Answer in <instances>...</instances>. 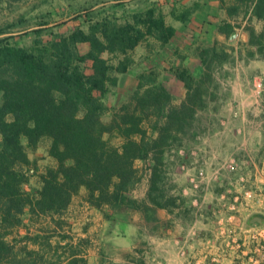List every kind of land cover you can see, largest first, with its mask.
<instances>
[{"label":"trees","instance_id":"1","mask_svg":"<svg viewBox=\"0 0 264 264\" xmlns=\"http://www.w3.org/2000/svg\"><path fill=\"white\" fill-rule=\"evenodd\" d=\"M96 2L81 8L75 17L79 25L67 32L49 27L48 13L38 15L37 29L24 16L0 27V264H45L44 253L29 249L42 235L10 237L23 227L30 231L36 219L61 217L82 192L107 222L106 235L123 230L132 211L154 215L141 203L170 209L185 201L182 189L179 197L173 195L168 175L173 166L189 162L179 148L192 136L187 129L195 120L194 107L203 104L206 83L213 80L205 70L231 56L216 44L198 48L203 79L194 75L200 67L175 69L189 90L180 106L154 70H144L135 91L111 111L110 96L132 70L133 52L150 39L165 48L178 30L160 7L118 17L116 11L97 12ZM249 2V22H264V0H239L229 9L231 17ZM193 12L186 8L180 19ZM235 30L227 20L218 27L228 37ZM250 33L252 44L264 53V30L259 34L250 28ZM82 44L89 45L86 53ZM45 141L52 161L42 168L32 154ZM169 147H176L172 162L166 157ZM146 176L148 190L141 200L134 191ZM64 251L66 264H88L77 250Z\"/></svg>","mask_w":264,"mask_h":264},{"label":"rangeland","instance_id":"2","mask_svg":"<svg viewBox=\"0 0 264 264\" xmlns=\"http://www.w3.org/2000/svg\"><path fill=\"white\" fill-rule=\"evenodd\" d=\"M92 1L99 3L94 8L97 12L103 14L116 11L118 17H128L153 6L160 7L166 16L167 23L178 30L177 37L165 48L161 46L160 42L150 39L133 52L134 66L132 70L122 77L121 88L116 91L117 94L110 96L109 108L111 111L113 107L120 106L121 102L135 91L138 85V75L144 70H154L157 80L165 82L170 91L181 99L187 87L177 79L175 69H182L186 66L192 69L199 68L197 63L198 48H208L210 45L216 44L224 51L226 50L228 55L233 56L235 55L234 49L238 48L239 50V41H241L239 40V31L244 33L248 30L250 32L251 26L258 31L262 29V24L259 21L255 19L251 24L245 16L246 8L252 7L250 2L247 7L246 5L242 6L240 15L238 12L234 14V17H231L229 9L234 5H239V0H0V27L13 23L24 16L32 20L29 26L37 29L38 15L48 13L50 14L47 17L50 21L49 27L67 32L79 25L80 21L75 20V17L79 13L82 14L81 8L88 6ZM188 7L194 12L186 21H183L180 19V14ZM228 19H231L235 25V35L237 34V36L235 38L227 36L221 40L218 38L220 33L215 25L228 21ZM20 30L16 29L15 31L19 32ZM80 49L82 53H86L89 50V45L82 44ZM253 68L264 69V62L253 64ZM205 71L215 77L223 73H238L239 62L235 58L229 61L224 60V62L216 59L212 70L207 68ZM206 84L208 89L220 90V92L224 88H221L217 80L208 81ZM1 96L0 92V100ZM105 119L109 120V114ZM193 128L187 129V133H192L195 130ZM216 130L218 135H224L223 129L217 128ZM203 134L197 133L196 135L203 137ZM183 135L184 133H181L180 136ZM119 142V140H115V143ZM48 146L49 143L45 141L32 154L39 160L38 163L42 168L52 161L47 155ZM169 148L166 157L172 162L177 153L176 147ZM179 152L182 156L190 157L192 160L191 164L189 162L183 167L173 166L171 168L168 184L170 186L177 185V188L173 189V195L179 197L182 189V197L185 201L181 200L178 203H222L215 214L218 217L215 223L216 237L221 241L218 221L221 217H225L227 212H230L224 203H234L236 198L239 203V197L242 201V197L239 195V162L235 159L239 155V143L225 145L220 138L214 142L209 139L208 142L203 143L198 140L197 143L192 144L186 140L184 145L179 148ZM200 157H203L202 160ZM200 171H203V176H200ZM192 179L197 181L198 189L192 186ZM147 183L148 176L138 186L136 193L134 192L135 197L139 199L144 197ZM218 189H222L221 195L223 194V196H216ZM83 194L84 192L76 197L71 208L61 217H57L56 220L36 219L30 223V231L23 227L17 230L10 239L16 237L21 240L24 235L29 233L31 236L42 235L40 241H32L29 244V249L44 253L45 264L54 262L66 264L65 248L77 250L88 264H155V257L151 256V253H155L154 243L145 242L146 240L135 234L134 244L137 245V248L133 253H130L133 242L129 237H125L126 225L123 230L117 227L113 234L106 235L107 226L101 223V215L92 211L83 202ZM243 199L244 203H264V193L255 192L251 198L246 197V193H244ZM133 227L138 229L139 225L133 222ZM44 237L49 239L45 241ZM44 242L49 245L43 244ZM23 245V243L19 244L17 249ZM50 245L53 248H50ZM182 251L178 256L182 263L187 258L191 264H203L205 254L188 257L187 249L184 248ZM62 255L63 260H59V256Z\"/></svg>","mask_w":264,"mask_h":264},{"label":"crops","instance_id":"3","mask_svg":"<svg viewBox=\"0 0 264 264\" xmlns=\"http://www.w3.org/2000/svg\"><path fill=\"white\" fill-rule=\"evenodd\" d=\"M255 19L262 24V29L258 31L255 27L251 26L250 28H254L256 33L260 34L264 30V22L257 18L253 20ZM228 21L232 23L231 19ZM220 25L221 23L215 27L218 29ZM247 31L244 33L239 31V40H241L239 41V50L238 48L234 49L235 55H230L231 60L235 58L239 62V72L223 73L218 77L212 75L213 80H217L221 88H224L221 92L220 90L208 89V87L204 90L203 104L194 107L195 120L192 127L195 130L188 140L190 144L197 143L198 140L203 141V143L208 142L209 139L214 142L218 138L225 145L239 143V155L235 159L239 162L241 203H244L243 196L247 191L264 193V69L253 68V64L264 62V53L252 44L251 33L248 31L249 35H247ZM219 33V39L222 40L227 37V34ZM236 36L237 34H233L230 38ZM197 60L201 66L200 56ZM200 68V71L194 73L197 79H203L205 75L202 67ZM188 93L189 90L186 89L181 99L177 97V94H173L174 104L180 106L184 103ZM217 128L223 129L224 135H218ZM197 133H204L203 137L196 135ZM200 158L202 160L203 157ZM191 160L192 158L189 157L190 164ZM174 188L176 189L177 185ZM137 190L134 192L136 193ZM147 190L148 183L142 199L146 197ZM221 192L222 189H218L216 196H223ZM83 202L92 211L99 213L101 223L107 226L103 215L91 207L85 198ZM141 204L148 206L154 215L149 217L144 211L130 212L125 228V237H129L130 241L133 242L130 253H133L137 248V245L134 244L135 234H137L139 238L146 240L145 242L154 243L155 253H151V256L155 257V264L182 263L178 256L184 248L188 251V257L205 254L203 264H239V252L232 251L228 247L229 238L221 237L220 241L216 237L215 223L218 217L215 214L222 203H176L170 209L154 208L151 203ZM227 213L224 218L227 221V226L231 228L236 226L234 223L228 222L231 221L233 215L237 226H239V222L248 227L257 226L264 222V216L261 212L247 209L244 204L241 206L240 213L239 210L236 213ZM133 222L139 225L138 229H134ZM184 262L182 264H191L187 258Z\"/></svg>","mask_w":264,"mask_h":264},{"label":"built area","instance_id":"4","mask_svg":"<svg viewBox=\"0 0 264 264\" xmlns=\"http://www.w3.org/2000/svg\"><path fill=\"white\" fill-rule=\"evenodd\" d=\"M200 176H203V171H200ZM192 186L195 189L199 188L195 179H192ZM252 196L253 192H246V197L251 198ZM224 204L227 205L226 203ZM243 204L245 208L261 212L264 216V203H241L239 197V206L238 198L235 199L234 203L227 206L230 212L236 213L239 210L240 213ZM233 216V219L231 218V221H228L230 224L234 223L236 225L232 228L227 226V221L224 217L219 219L220 236L229 238L228 247L232 251L239 252V264H264V222L251 227L239 222V226H237Z\"/></svg>","mask_w":264,"mask_h":264}]
</instances>
